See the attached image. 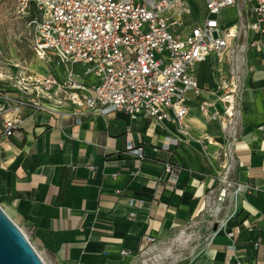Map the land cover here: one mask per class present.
Instances as JSON below:
<instances>
[{
	"label": "crops",
	"instance_id": "crops-1",
	"mask_svg": "<svg viewBox=\"0 0 264 264\" xmlns=\"http://www.w3.org/2000/svg\"><path fill=\"white\" fill-rule=\"evenodd\" d=\"M190 5L181 34L205 14L203 0ZM220 17L225 27L236 22L233 9ZM249 33L242 55L231 57L232 77L242 70L233 131L223 133L206 117L222 111L221 57L209 86L200 82L207 66L214 69V55L195 71L201 93L183 120L191 134H206L221 149L178 143L176 122L121 111L77 115L71 105L42 101L48 110L23 113L9 137L0 117V207L45 264H139L144 237L157 248L190 228L204 242L177 264H264V65L247 47ZM168 162L177 167L176 182L164 170Z\"/></svg>",
	"mask_w": 264,
	"mask_h": 264
},
{
	"label": "built area",
	"instance_id": "built-area-1",
	"mask_svg": "<svg viewBox=\"0 0 264 264\" xmlns=\"http://www.w3.org/2000/svg\"><path fill=\"white\" fill-rule=\"evenodd\" d=\"M14 1L17 14L29 15L34 55L59 70L54 72L50 67L47 75L34 79L29 96L22 94L13 101L0 97L6 137L13 134L23 113L48 110L42 103L45 101L71 105L77 115L121 111L130 119L144 116L159 122L174 121L178 143L221 149L222 144L212 137L193 135L183 124L188 114V108L181 104L184 94L201 93L195 75L198 65L212 55L220 58L232 41L247 40L249 32L247 47L264 65V0H203L205 14L184 34L179 31L185 27L184 17L193 13L192 0ZM228 9L235 10L236 22L225 27L220 15ZM237 80L234 76L220 84L222 111L207 114L205 105L199 107L208 121L220 123L223 133L233 131L238 115ZM127 149L142 158L140 149L130 145ZM164 170L170 181L176 182L175 164L165 163ZM222 181L231 186L226 177ZM240 192L237 185L232 192L235 200ZM152 242L144 237L143 254Z\"/></svg>",
	"mask_w": 264,
	"mask_h": 264
},
{
	"label": "rangeland",
	"instance_id": "rangeland-1",
	"mask_svg": "<svg viewBox=\"0 0 264 264\" xmlns=\"http://www.w3.org/2000/svg\"><path fill=\"white\" fill-rule=\"evenodd\" d=\"M14 3V0L0 2V97H6L12 101L22 94L31 95L33 89L31 82L42 77L38 75L41 73L42 66L46 68L47 73L51 68L54 72L59 70L54 64L49 66L34 55L31 49L30 29L27 26L29 15L17 14ZM243 43L244 39L237 40L231 45L234 52H227L221 56V69L219 75L215 76L218 85L222 80H231L230 65L233 64L231 57L238 53L242 55V51L238 50ZM213 71L212 66H207L204 71L205 78H201L200 82L203 83L205 79L206 86H209ZM235 76H239L238 79L241 80L242 70L238 71ZM238 81L237 85L240 89ZM194 98L195 94L187 92L181 104L188 108ZM187 230L179 232L165 246L146 249L139 264H177L181 257L196 252L197 243L204 242L202 232H197L196 228Z\"/></svg>",
	"mask_w": 264,
	"mask_h": 264
},
{
	"label": "water",
	"instance_id": "water-1",
	"mask_svg": "<svg viewBox=\"0 0 264 264\" xmlns=\"http://www.w3.org/2000/svg\"><path fill=\"white\" fill-rule=\"evenodd\" d=\"M0 264H45L23 232L1 207Z\"/></svg>",
	"mask_w": 264,
	"mask_h": 264
},
{
	"label": "bare ground",
	"instance_id": "bare-ground-1",
	"mask_svg": "<svg viewBox=\"0 0 264 264\" xmlns=\"http://www.w3.org/2000/svg\"><path fill=\"white\" fill-rule=\"evenodd\" d=\"M249 35H251V33H249ZM242 48H243V46L240 47V49H242ZM217 58H218L217 56H213L211 58V61H212L213 66H214V70H216V71H218L219 67H220V64L218 63ZM240 64H241V60H240V63L238 65H236V69L240 68ZM236 69H235V71H236ZM45 74H47V70L44 66H42L41 67V73L38 75L43 77V76H45ZM214 75H216V73Z\"/></svg>",
	"mask_w": 264,
	"mask_h": 264
}]
</instances>
